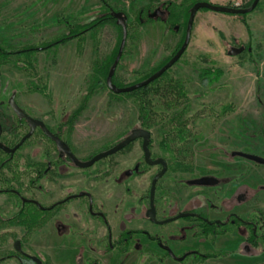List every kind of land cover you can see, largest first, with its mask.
Here are the masks:
<instances>
[{
	"label": "rangeland",
	"instance_id": "1",
	"mask_svg": "<svg viewBox=\"0 0 264 264\" xmlns=\"http://www.w3.org/2000/svg\"><path fill=\"white\" fill-rule=\"evenodd\" d=\"M253 1L0 0L1 48L17 53L50 47L31 56L33 69L25 70V56H11L8 58L11 63L1 68L0 116L8 126L3 136L5 142L13 146L16 142L12 139L7 141L6 137L14 132L20 139L28 131L25 126L17 127L18 123L10 121V118H15L9 107L12 97L30 116L43 120L54 131H62L63 138L70 142L82 160L118 145L133 130L140 128L136 98L126 94L115 95L106 85L121 45L122 29L115 19L97 27L102 20V11H109L110 19L111 9L122 12L128 19V40L114 82L117 86H130L152 75L177 53L186 35L189 15L185 12L190 11L194 4L207 2L247 8ZM173 6H176V12L184 14L170 30L167 22ZM241 47L247 50L238 56L228 55L231 49ZM108 68L106 77L100 78L101 83L93 80L95 75ZM175 82H179L187 93V101L181 108H186L185 117L194 123L190 125L191 152L195 155L196 165L223 172L240 168L243 170L242 184L252 190L258 188L264 196L261 188L264 187V166L237 158L235 167L229 163L233 161L226 158L230 156L231 160L233 151L264 156V0L254 12L243 16L199 11L187 51L160 78L155 88L163 89ZM152 132L154 138H159L155 131ZM140 147L138 141L96 167L83 171L82 183L76 180L80 172L69 170L72 181L65 184V187L71 183V186H77L78 182L83 190L92 191L97 207L103 209L113 225L115 245L127 231L139 232L140 226L144 225L145 199L156 169L146 177H130L129 172L142 162ZM48 150L49 143L37 133L19 155L26 159L32 157L38 163L44 160ZM2 154L0 151V157ZM174 178H179L185 185L197 175L175 176L169 172L159 185L174 186ZM41 185L37 197L43 201L45 184L42 182ZM78 190L76 187L71 191L77 193ZM51 192L53 201L66 194L58 187H53ZM79 203L86 210L87 200L82 199ZM69 206L72 207L68 208L69 216H59L58 221L62 224L73 223L71 213L75 212L76 203ZM84 210L87 229L82 231L81 226H77V233L97 241L106 231ZM63 226L59 232L54 228L52 231V248L58 252L62 250L63 254L59 258L53 257L57 264L61 259H72L68 258V248L79 245L76 240L61 238L62 230L66 232ZM164 231L166 235L178 234L175 225H169ZM244 239L227 238L214 245L209 240L192 238L189 234L185 242L175 237L167 243L174 252L190 249L216 255L205 264H258L264 260V257L250 255L251 246L248 252ZM137 241L148 244L149 251L159 252L156 244L144 236H138ZM123 249L127 248L122 244L117 248L118 251ZM125 259V256L117 258V264L145 262V258H139L137 253L131 254L129 262L126 263ZM73 260L76 262L77 259L74 257ZM192 260L193 257L185 264ZM146 264L162 263L148 259ZM163 264L177 263L167 260Z\"/></svg>",
	"mask_w": 264,
	"mask_h": 264
},
{
	"label": "flooded vegetation",
	"instance_id": "2",
	"mask_svg": "<svg viewBox=\"0 0 264 264\" xmlns=\"http://www.w3.org/2000/svg\"><path fill=\"white\" fill-rule=\"evenodd\" d=\"M49 49L50 47L40 48L37 51ZM9 107L15 116L14 119L10 118V121L13 124L15 122L18 123L17 127L25 126L28 128L27 133L12 147H9L14 148L30 132V128L28 122L24 118L19 117L10 105ZM19 108L30 116L22 107L19 106ZM1 118L2 116H0V125L2 127L0 140L3 143L4 123ZM43 123L53 136L59 138L68 146L79 162H89L101 153L99 152L88 159L82 160L77 156L70 142L63 138L62 131H54L44 121ZM37 133L43 135L44 139L49 143V150L46 151L44 160L38 162L40 163L39 167L36 163L37 161L32 157L26 159L19 155L26 143ZM150 133L149 152L151 161H164L167 166L165 175L158 181L155 189L154 209L157 222H152L147 214L151 209L152 181L155 176L161 173L163 165H150L147 163L143 151L144 140L139 139L134 143L140 141L142 162L136 165L134 171L129 172L130 177H134V175L146 177L153 169H156V173L151 179L148 197L145 199L147 209L145 211L144 225L140 226L139 232L132 229L127 231L121 239L116 241L117 245L113 241V225L106 213L103 209L100 210L97 207L94 194L91 193L92 191L83 190L80 187L82 184L78 183L83 182L81 178L83 171L92 169L102 161L115 155L96 162L89 168H80L65 152L59 149L52 139L45 135L41 128H37L33 136L15 153L7 154L0 150L3 153L0 157V264H57L54 262L53 257L59 258L60 254L62 256L63 254L61 253L62 250L58 252L52 248V231L54 228L59 232L63 225L66 232L62 230L63 236L61 238H65L64 240L66 241L69 238L72 242L76 240L79 245L77 247L76 245L72 248L69 247L68 258L72 259H61L60 264H117L119 261L117 258L120 259L124 256L127 263L133 253H137L139 258H145V264L148 259L150 262L156 259L162 264L166 263L167 260H172L177 264H185L192 257L194 260L187 264H205L207 261L216 258V255L211 253L196 252L190 249L181 250L179 253L169 248L167 243L169 239H175L176 237L180 242H185L189 234H191L192 238L209 240L214 245L227 238H245L248 252L249 245L251 246L250 251L252 253L250 255L264 257V196H262L263 194L258 188L252 190L242 184L243 170L236 168L229 169L230 172H223L205 166L202 169L196 165L195 155L193 154L192 161L188 165V171H181L179 169V166H181L179 160L186 159V157L179 154L164 153L163 140L154 138L152 131ZM189 141L190 139H186V142ZM134 143L126 149L130 148ZM238 153L244 152L233 151L231 160L230 156H226L229 161H233L229 162L231 166L237 167L238 164L235 159H244L239 157ZM42 166L44 170L40 169ZM69 170L80 172L79 176L77 175L79 179H76L78 181L77 186H71V183L65 187V184L72 181ZM169 172L175 174V176H180V174L197 175V178L188 180L185 185L182 181H179V178H174V186H160V183L164 181ZM199 180H209V183L204 185L194 184V182ZM42 182L45 184L44 191L42 190V193H44L43 201L37 197V192L42 189ZM53 187L60 188L63 193H66L65 196L53 201L51 192ZM76 187L79 190L77 193H73L71 190ZM261 188L264 190L263 186ZM251 190L253 194L250 193ZM82 199H86L88 202L86 210L82 209L81 203H79ZM164 202H167L165 210L163 208ZM72 203H76L75 212L71 213L73 223L71 224L70 221L65 224L60 223L58 221L59 216H69L67 211L69 207L70 209L72 208L69 206ZM260 208L263 209L261 210ZM82 210L91 216L92 219H95L97 223H100L106 231L97 241L94 238H86L84 234L77 233V226H81L82 231L83 228L87 229V226H85L86 219ZM169 220L173 221L164 223ZM169 225H175L177 235L174 236L172 233L171 235L164 234V229ZM138 236H144L151 243H155L159 248V252L149 251L148 244H142L137 241ZM165 239L167 240L166 242L164 241ZM105 241H107L106 244ZM121 244L127 249L118 251L117 248ZM64 249H66L65 246ZM74 257L77 259L76 262L73 260ZM258 264H264V260Z\"/></svg>",
	"mask_w": 264,
	"mask_h": 264
},
{
	"label": "water",
	"instance_id": "3",
	"mask_svg": "<svg viewBox=\"0 0 264 264\" xmlns=\"http://www.w3.org/2000/svg\"><path fill=\"white\" fill-rule=\"evenodd\" d=\"M259 3H260V0H254L253 3L251 4V6L248 8H233V7L218 6V5H213V4H210L207 2H198V3L194 4V6L190 10L185 40H184L182 46L180 47V49L177 51V53L165 65H163L158 71L153 73L150 77H148L144 81L139 82L137 84H134L132 86L123 87V88H120L116 84H114L113 79H114V76L116 74L117 68L120 64V61L123 57L124 50L126 48L128 35H129L128 34V19H127V17H125V15L122 12H116V11L112 10L111 11V17L116 20L117 26L121 27V29H122V40H121V45H120L118 54L115 58V61L112 65V67L109 71V74L107 76V79H106L107 88L109 89L110 92H112L115 95L130 94V93H133L137 90L143 89V88L151 85L155 81L159 80L165 73H167L182 58V56L187 51V49L190 45V41H191L192 30H193L195 18H196L199 11L208 10V11H212L215 13L243 16V15H248V14L254 12L257 9ZM244 51H245L244 47L233 48L229 51L228 55L231 57H234V56H238V55L242 54ZM9 105L11 106V108L14 110V112L19 117L24 118L28 122L30 132L14 148H9V147L5 146L0 140V150L3 151L4 153H7V154L15 153L28 139H30L33 136V134L35 133L37 128H41L43 130V132L45 133V135L47 137H49L50 139H52L56 143V145L59 147V149L62 152H65L78 167L89 168V167L93 166L96 162L104 160L110 156L116 155L119 152L125 150L128 146H130L135 141H137L139 139H143L144 140L143 151L145 153V159H146L147 163L150 165H159V164L163 165V170L161 171V173H159L157 176H155V178L152 181L151 209L147 214V216L151 218L152 222H157L156 221V215H155V209H154L155 189H156V185H157L158 181L165 175L166 170H167V166H166V163L164 161H157V162L151 161L150 152H149L151 133L149 131L142 129V128L135 129L131 132L130 135H128L118 145L114 146L113 148H111L105 152L99 153L91 161L83 163V162H79L73 156V154L69 150L68 146L64 142H62L59 138H57L51 134V132L47 129V127L45 126L43 121L38 120V119H34V118L28 116L27 114H25L17 105V103L15 101V97H12L9 100ZM1 135H2V127L0 125V139H1ZM238 156L242 157L246 160H249L251 162H254L258 165L264 166V158H262V157L251 155V154H246V153H238ZM207 183H209V180H199V181L194 182V184H199V185H204ZM171 221H173V220L165 221L164 223H169ZM164 223H162V224H164Z\"/></svg>",
	"mask_w": 264,
	"mask_h": 264
},
{
	"label": "trees",
	"instance_id": "4",
	"mask_svg": "<svg viewBox=\"0 0 264 264\" xmlns=\"http://www.w3.org/2000/svg\"><path fill=\"white\" fill-rule=\"evenodd\" d=\"M175 7L176 6L172 7L173 13L171 14L167 22V27L170 30L178 22L181 21V18L183 17L184 14V12H176L174 10ZM187 12L190 13V11L187 10L185 12V15L187 14L189 15V13ZM102 14H103L102 20L101 22H98V25H96L97 27L100 26V24L113 19L112 17L110 19L109 11L106 10L102 11ZM71 32L69 33V35H72ZM70 39L71 36L69 37V40ZM36 51H37L36 49H27L17 53L15 52L9 53L0 47V71L1 68L4 66V64L11 63L8 61V58H10L11 56H25L26 57L24 58L25 67H26L25 70L27 71L30 68L33 69L32 66L33 62H31V56ZM108 71L109 68L106 69L105 72H99L97 75H95V77H93V80L97 83L99 82L101 83L100 78L101 77L105 78L107 75L106 73ZM148 77H146L145 79H147ZM159 80L155 81L154 83L143 89L137 90L133 93L126 95L136 98V102L139 110L140 128L145 129L149 132L155 131L158 134V137L163 140L162 147L164 153L184 155L186 159L179 160V162L181 163L179 169L181 171L187 172L189 167L188 165L189 163H191L193 157V154L191 152L192 130L190 128V125L194 124L192 123V121L188 120L187 117H185L186 108L184 109L181 108L183 102L187 101V93L185 92L184 87L179 82H175V84H170L168 85V87H164L163 89L155 88ZM114 81L115 80L113 79V82ZM115 83L116 82H114V84ZM118 87L123 88L128 86H118ZM11 125L13 126V124ZM6 126H7L6 124L3 125L4 134L7 132L8 126L7 127ZM12 134H13L12 136L8 135L9 138L6 137L7 138L6 140L9 141L12 139L15 142H17L19 140L18 134L15 133L16 134L15 135L14 132ZM186 139H190V141L186 142ZM2 141L6 146L12 147V145H10L9 142H5L4 137H2ZM39 164L40 163H37L38 167ZM40 169L44 170V167L42 166V168Z\"/></svg>",
	"mask_w": 264,
	"mask_h": 264
}]
</instances>
